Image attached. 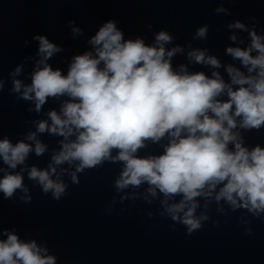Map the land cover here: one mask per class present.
<instances>
[{"label": "clouds", "instance_id": "9594fccd", "mask_svg": "<svg viewBox=\"0 0 264 264\" xmlns=\"http://www.w3.org/2000/svg\"><path fill=\"white\" fill-rule=\"evenodd\" d=\"M219 2L214 12L231 15L223 4L235 0ZM249 20L224 25L230 41L224 55L231 62L193 46L208 41L207 23L180 44L165 28L153 32L151 42L126 37L119 21L108 19L86 38L88 49L65 58L66 70L50 63L64 48L46 35L33 36L36 55L9 71L8 91L38 118L25 121L30 127L15 142L0 129L2 199L30 203L26 175L42 194L60 201L70 185L80 184L81 174L113 164L119 166L111 182L118 199L108 203L107 215L125 201L158 205L147 211L149 218L158 215L172 222L173 231L182 225L192 235L209 221L220 226L214 205L225 224L240 213L238 226L253 235V219L264 221V145L248 144L245 133L264 129V29L258 30L256 17ZM69 26L73 39L84 36L75 21ZM177 56L186 63L174 64ZM196 65L209 71L193 70ZM6 83L0 74V93ZM50 100L58 106L45 110ZM44 135L58 138L57 146L50 148ZM32 154H47L46 166L29 164ZM57 259L47 242L21 238L0 219V264Z\"/></svg>", "mask_w": 264, "mask_h": 264}]
</instances>
